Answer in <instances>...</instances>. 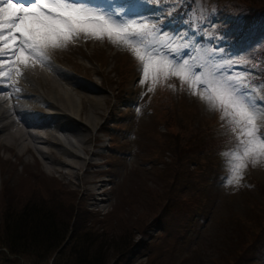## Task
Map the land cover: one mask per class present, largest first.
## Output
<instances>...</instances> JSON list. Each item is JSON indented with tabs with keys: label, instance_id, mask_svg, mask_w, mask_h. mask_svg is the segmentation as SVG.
I'll use <instances>...</instances> for the list:
<instances>
[{
	"label": "rangeland",
	"instance_id": "374dc122",
	"mask_svg": "<svg viewBox=\"0 0 264 264\" xmlns=\"http://www.w3.org/2000/svg\"><path fill=\"white\" fill-rule=\"evenodd\" d=\"M106 2L115 6L113 0ZM122 6L127 8V4ZM128 8L138 10L140 6ZM124 50L113 46L106 39H80L66 49L52 52L51 63L65 70V77L70 79H62V76L55 74L52 69L56 68L53 66L37 65L39 71L48 76V85L58 93H67V88L74 92L82 115L99 110L95 114L98 123L94 129H97L99 140L92 138V143L101 144V147L87 146L93 151L101 149L102 154H92V160L98 161V166L88 168L87 172H77L75 167L82 165L83 159L77 155L71 157L65 150L48 154L39 148L36 153L34 150L25 152L23 149L26 146L28 148L27 144L23 149L19 148L20 139L25 137V127L18 123L9 124L8 119L3 118L0 124H7L0 128L3 129L0 141L1 136L5 137L17 128L21 130L22 136L17 141H10L9 147L0 143V213L4 204L11 202L14 190L21 194L35 190L45 202L44 206L50 205L62 222L68 220L69 223L72 220L75 227L81 226L80 240L90 241V252L98 250L104 253L108 256V262L117 259L115 252L126 243L124 255L120 256L123 264H222L231 256H237L233 251L236 252L238 247L231 245L233 241L248 239L260 227L252 220L256 212L264 207V163L255 167L249 164L238 186H226L225 180L229 173L223 164L220 166V158L216 157L211 167L214 175L212 178L198 177L197 181L204 189L193 192L191 186L186 184L190 170L187 169L185 155L190 141L184 138H190L191 124L197 122L201 125L203 120H195L191 114L190 101L186 99L172 106L174 120L159 115L155 119L145 107L135 106L132 103L134 88L136 86L137 89V73H141L136 66L127 62L129 59H119L122 55L129 58L127 54L121 53ZM125 73L131 74L128 84H125ZM74 79L80 83L73 85L76 83ZM21 83L23 89L27 90L28 83ZM128 88H132L131 91ZM41 93H45L43 88ZM41 93L35 90L36 96L31 97L39 100ZM91 97H107L106 104L103 101L92 103ZM184 97L192 100L199 116L211 115V111L198 97ZM159 99L153 97L151 108L157 106ZM185 102L188 104L185 105ZM9 104L12 106V103ZM43 108L37 105L34 110L40 113ZM119 109L125 111L120 114ZM9 111L12 109L9 108ZM151 120L155 129L147 131ZM59 121L51 120L48 124L56 127ZM65 128L68 131L75 130L70 124H65ZM110 131L118 132L117 139L122 140V146L114 139L111 140L112 146H108L112 137ZM29 142L33 146L36 140ZM37 143L41 145L39 141ZM17 148L25 153L14 154ZM107 157L110 161H107ZM147 158L149 160L146 162ZM212 159L213 156L204 155L203 167L211 166ZM59 160H65L75 167L64 166ZM141 160H145L141 169H152L148 174L131 172ZM61 167L67 171L68 178H63L56 171ZM219 171L222 176L217 178ZM85 179L88 188L93 190L97 186L102 194L89 198L86 193L82 196L79 189H74L84 184ZM44 182L55 188L60 187L65 192L60 189L53 192ZM258 186H261V191ZM58 192L63 193L56 197L55 193ZM65 193L70 195L68 200ZM144 193H147L146 197ZM99 200L101 208L96 210L95 201ZM17 207L14 206L13 210ZM7 215L4 213L0 218V236L4 233L3 216ZM261 230H257L256 235ZM67 254L68 251L63 250L61 257L47 260V264H59L64 259L66 262ZM231 263L247 264L241 260L239 263L224 264ZM0 264H30V260L0 251Z\"/></svg>",
	"mask_w": 264,
	"mask_h": 264
},
{
	"label": "snow or ice",
	"instance_id": "6c2138e0",
	"mask_svg": "<svg viewBox=\"0 0 264 264\" xmlns=\"http://www.w3.org/2000/svg\"><path fill=\"white\" fill-rule=\"evenodd\" d=\"M159 21L160 17L129 16L123 6L109 9L90 0H0V78L10 81L0 93L19 92L16 84L24 71L51 67L52 52L80 39H106L138 62L139 83H148V92L175 77L190 95L220 114L236 142L231 151L221 153L229 173L225 184L238 186L249 164L264 163V80L255 83L251 73L231 71L234 60L220 49L203 62H196L198 57L191 53L177 58L176 53L187 48L186 36L166 31Z\"/></svg>",
	"mask_w": 264,
	"mask_h": 264
},
{
	"label": "trees",
	"instance_id": "16d2710c",
	"mask_svg": "<svg viewBox=\"0 0 264 264\" xmlns=\"http://www.w3.org/2000/svg\"><path fill=\"white\" fill-rule=\"evenodd\" d=\"M230 2L234 8V19H241L239 30L230 32V37L226 38L222 35V31H219L220 25H218L213 30L205 29L199 35L201 37H208L210 35L219 36L228 46L237 43L239 45L238 51L241 52L251 50L253 63L260 67L259 69H251L252 80L263 79L264 43L256 44L258 38L247 36L244 33L251 29L264 31V1L230 0ZM180 6L182 7V11L187 13L185 19L193 23L194 26L198 25L197 31H199L198 23L200 15L194 11L193 3L190 0H180ZM215 6H222L220 0L215 1ZM217 7L212 6L211 10H217ZM128 77L129 73H125V82H127ZM162 91V88L157 86L153 92V96H157ZM206 123L208 125H204V129L213 135V130L209 126L213 122L208 121ZM214 137H216V134ZM212 140H214L213 137ZM198 141L199 139L194 141L197 148L201 146ZM191 146L193 148H189L187 157L200 162L203 159L200 156L201 150L194 147L193 141H191ZM259 187L261 186L257 188ZM259 190L261 191L260 188ZM14 192L15 194L11 202L5 203L0 213V218L4 213L8 214L7 216H3L5 224L4 233L0 236V251L17 257H23L27 260L29 259L30 264L37 262L45 264L48 258H51V261H53L62 256L61 251L63 250L68 251V257L66 262L64 259L59 264H108L107 255L97 252L98 250L90 252V249H92V245L89 244L90 241L80 240L79 232L82 230V227H75L72 221L69 224L70 232L68 233V220L62 222L61 217L55 213L50 205L45 207V202H43L41 196L35 193V190L27 194H21L15 190ZM17 205L18 207L13 210L14 206ZM252 223L259 224L260 227L248 239L233 241L231 245L238 247L236 248V252L233 251L237 256H231L225 262L239 263L241 260L242 262H247V264H264V207L256 212V217H254ZM260 228H262L261 232L256 235L257 230H260ZM244 232L246 233L247 230H244ZM255 237L259 238L255 239ZM125 246L126 243L115 252L117 257L122 255L121 252L125 249ZM243 257L246 258L242 259ZM114 264H117V261Z\"/></svg>",
	"mask_w": 264,
	"mask_h": 264
},
{
	"label": "bare ground",
	"instance_id": "6f19581e",
	"mask_svg": "<svg viewBox=\"0 0 264 264\" xmlns=\"http://www.w3.org/2000/svg\"><path fill=\"white\" fill-rule=\"evenodd\" d=\"M51 66L55 67V69H52L55 74L62 76V79H70L68 76L65 77L66 72L65 70H61L59 67L55 66L54 64L51 63ZM38 71V72H35ZM23 80L25 83H28L27 90H24V95L25 96H32L35 95V90L42 92V88L45 93H41V98L39 99V104H42L43 106L46 107V114H44L43 118H39V122L35 125H38L39 128L36 129L35 133H29L27 132L24 128V133L25 137L20 139L22 136V132L20 129H15L9 132L7 136H1L2 140L0 143L2 145H6L9 147V142L10 141H17L20 139L19 142V148L23 149L26 144L28 145V148H24L23 150H34L36 153V149L39 148V150L48 153V154H53V153H61L63 150H65L69 156H74L77 155L78 158L83 159V164L80 166L75 167L74 164H71L69 162H65V160H59V162L63 163L64 166H69L71 168L75 167L77 168V172L80 170V173L82 172H87L88 168H94L98 166L99 162L96 160H92V150L87 146V144L92 145V138H98L99 135L96 134V130H94L97 126V115L96 111L99 112L98 109H95L96 111L92 112H86L84 115L81 114L79 106H77V97L74 96V92L69 90V88L66 89L67 93H58L53 87H50L48 85L47 81L48 76L44 74L42 71H39V67H35L34 69H29L24 71L23 73ZM46 79V82H45ZM67 81V80H66ZM76 83L73 85H77L80 83L79 80L74 79ZM72 85V84H71ZM5 92L9 93L11 92V89L6 90ZM42 94L47 95L49 98L46 100L45 98L42 97ZM36 96V95H35ZM65 98L66 100H64ZM42 99V100H41ZM41 100V101H40ZM99 101H103L104 104H106L107 97L104 98H97V97H91V102L92 103H97ZM6 99L0 97V120L6 119V112L9 110V108L14 107V102L11 104L6 103ZM30 110L32 108H29ZM12 111H14V108H12ZM103 112V111H102ZM100 112V115L102 114ZM66 113V114H65ZM61 116V117H60ZM66 116L65 120L64 117ZM78 119V120H75ZM107 119L109 118V115L106 117ZM51 120H60L56 125V127H51L49 126V122ZM9 124H11V121H8ZM64 122V123H63ZM7 123L3 122L0 124V128L4 127ZM65 124H70L72 125L75 130L74 131H68L65 128ZM100 128V127H98ZM7 129V128H6ZM3 129H0V134L2 133ZM60 131H65L68 135H64L63 133H60ZM70 136V139L69 137ZM83 136V137H82ZM4 138V139H3ZM30 138V139H28ZM4 140V141H3ZM29 140H36L39 141L41 145L38 146H31ZM13 143V142H12ZM75 143H78L76 146ZM86 144L87 147H84ZM69 147H68V146ZM40 147H45L47 148L42 149ZM23 150H15L13 153L14 154H24L25 152H22ZM33 152V153H34ZM20 156V155H19ZM64 157V154L62 155ZM68 160V159H67ZM134 168V167H133ZM97 170L99 168H96ZM56 171H59L61 176L63 178H68L66 176L67 171L61 168H57ZM135 173V171H134ZM87 180H84V184L81 186H78L74 189H79L81 195L83 196L86 193L87 197H94L95 195L102 193V191L97 189V186L93 187V190L87 187ZM64 187V186H63ZM61 190L65 192L63 189L59 188H54V190ZM72 192V191H71ZM76 192V191H75ZM126 193V192H125ZM127 194V193H126ZM118 263V262H117Z\"/></svg>",
	"mask_w": 264,
	"mask_h": 264
}]
</instances>
